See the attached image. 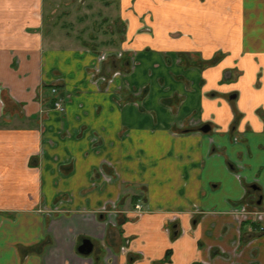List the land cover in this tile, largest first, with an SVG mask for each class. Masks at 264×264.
Returning a JSON list of instances; mask_svg holds the SVG:
<instances>
[{
	"label": "crops",
	"instance_id": "crops-1",
	"mask_svg": "<svg viewBox=\"0 0 264 264\" xmlns=\"http://www.w3.org/2000/svg\"><path fill=\"white\" fill-rule=\"evenodd\" d=\"M45 1L0 0V264H264V0Z\"/></svg>",
	"mask_w": 264,
	"mask_h": 264
},
{
	"label": "rangeland",
	"instance_id": "rangeland-1",
	"mask_svg": "<svg viewBox=\"0 0 264 264\" xmlns=\"http://www.w3.org/2000/svg\"><path fill=\"white\" fill-rule=\"evenodd\" d=\"M110 0H46V12H54L48 18L53 23L66 24V30H74L91 41L92 34H101L115 16L107 9ZM111 12V13H110ZM46 13V14H47ZM49 15V14H48ZM108 21V22H107ZM48 25V26H49Z\"/></svg>",
	"mask_w": 264,
	"mask_h": 264
},
{
	"label": "water",
	"instance_id": "water-1",
	"mask_svg": "<svg viewBox=\"0 0 264 264\" xmlns=\"http://www.w3.org/2000/svg\"><path fill=\"white\" fill-rule=\"evenodd\" d=\"M201 129L203 131H209L210 130V125L209 124H206ZM93 248H94V243L92 242V240L90 238H84L82 240V243L78 247V251L81 254H90L92 252Z\"/></svg>",
	"mask_w": 264,
	"mask_h": 264
},
{
	"label": "built area",
	"instance_id": "built-area-1",
	"mask_svg": "<svg viewBox=\"0 0 264 264\" xmlns=\"http://www.w3.org/2000/svg\"><path fill=\"white\" fill-rule=\"evenodd\" d=\"M55 89L56 88H54V91H55ZM56 105H57V107H59L60 109H62L61 101L57 102ZM135 210H137V211L143 210L142 205L140 203L136 204L135 205Z\"/></svg>",
	"mask_w": 264,
	"mask_h": 264
}]
</instances>
